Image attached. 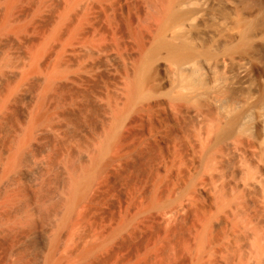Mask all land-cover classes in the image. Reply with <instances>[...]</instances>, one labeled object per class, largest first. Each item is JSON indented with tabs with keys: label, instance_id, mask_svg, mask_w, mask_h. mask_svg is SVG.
<instances>
[{
	"label": "bare ground",
	"instance_id": "obj_1",
	"mask_svg": "<svg viewBox=\"0 0 264 264\" xmlns=\"http://www.w3.org/2000/svg\"><path fill=\"white\" fill-rule=\"evenodd\" d=\"M5 1L0 2L3 5L8 4V8L2 7L6 10L4 11L6 13H3L4 17H0V32L2 35V31L9 26V15L14 13L11 10L13 9V3L9 2V0L7 3ZM62 2L65 3H62V8L60 6L61 10L58 12V18L54 20L56 18L54 16V21L50 24V28L48 27L49 30L48 32L46 31L47 34L40 43H32L29 55L23 54V61V57L21 59L20 55L21 61L18 59L17 63H15L13 59L11 60V58L4 55V51L2 52L3 54L0 53V113L9 107L10 102L13 101L11 100L13 96L15 99L16 96L18 97L19 94L16 93L21 89L20 87L24 90L22 85L26 84V82L28 83L27 80L30 79L31 74L34 73L33 76H35L36 71L41 73V76L37 77L39 84L37 87L38 92L37 90L36 92L37 94L39 93L37 95L39 99H35L38 100L40 109L34 107L38 111L33 110L34 114L29 111L31 113H27L29 117H22V122H20L21 133L16 137L17 139L13 136L16 140H13L10 146L6 145L10 138L5 137L2 133V137L8 140L3 139L7 143L0 142V181L3 183V185L0 184V236H3L7 230H9L8 233H11L12 228L9 226L16 225L20 227L23 224V230L24 228L26 230V225L29 231L34 226L36 228L38 224H35V221H38L35 220L38 216L36 213L39 210H37L38 206L37 208L32 206L34 201L30 197L31 193L28 192L30 188L26 189L23 186L34 174V168L30 171L29 168L24 167L29 160V153L26 155L25 150L29 147L33 134L36 133V127L47 121L48 113L55 110L52 108L53 106L51 107L52 110L49 107L51 111L49 109L45 110L44 107L47 103L44 105L42 100L47 102L45 97L55 90L60 78L63 79L62 77H64V81L67 76L72 80V83L74 82L73 85L76 83V86L81 85L79 88H82V97H79L80 95L78 94L79 96L76 95L77 98L75 97L74 100H76V103L79 98H84L82 99L83 102L81 101L82 114L85 113V118L91 115L95 119L94 130L96 138L93 137L91 141L94 143L97 141L98 146L95 145L96 147L94 151L92 150V154L86 148L91 156L89 158H87L88 156L83 157L84 162L80 160L84 164L79 167L80 170H76L73 178H71V188H69L64 209L61 210L59 206L61 214L59 213L58 217L60 220L57 219L58 217L56 218L57 221L53 218L57 222L56 224L51 219L56 225L55 238L49 242V234H47L49 235L48 237L44 236V233V235H40L41 237L43 236L40 242V250L43 253L41 264H78V259L81 261V259L88 258L98 248L97 245H93L90 242V246L81 247L83 250L78 253L75 251L74 255L66 256L64 254L60 256L56 251L57 248L62 247H58L57 239L62 236V231L66 232L63 228L68 227L67 225H70V223H74L72 222V215L75 214L73 212L76 210V206L87 200L88 192L94 186L98 176L103 174V171H108V167L111 169V165L119 162L118 165L126 164L127 167L125 165L124 167L128 168V171L125 170V173L127 172L130 175L131 189L137 190L139 194L137 196L140 197V201L135 206L131 204L134 207L131 206L130 216L127 217L128 219L125 222L120 223L116 228L114 227V230L113 227L109 230L113 231L109 232L107 240L117 237L127 226L134 224V220L146 217L147 219L149 217L152 219L153 217L158 224H156L158 230L156 229L155 243H160L159 245L170 241H174L173 243H184L182 247H184V252L187 254V260L183 261L187 264H264V0H260V4L256 7H253L255 0H68L67 2L63 0ZM44 4L46 3L44 2ZM38 6L40 7V5ZM50 6L52 7V5ZM247 9H250V11L247 12ZM20 13H22V10ZM15 17L13 18L12 16L11 19L14 20ZM25 17L27 18V16ZM18 19L21 20L23 18ZM23 21L20 23H23ZM66 23L68 24V32L66 33L67 35L65 34V40H68L67 44L73 39L79 40V48L77 50L75 49L76 46L72 45L75 47L73 50H76L75 52L79 56L76 54L78 56L77 58L76 56L74 57L76 59L64 65L65 60L60 57L58 59L62 60V64L58 60L56 63L59 62L60 64L57 63L52 69L45 68L43 70L42 66L45 64L43 65L42 63V55H45L48 51L46 49L50 47L47 44L51 38L59 33L60 27ZM20 25L15 26L14 24V29H21L23 26ZM61 28L66 29L65 26ZM9 33L12 36V31H9ZM4 36H6L5 33ZM13 36L12 38H14ZM38 37L40 38V36ZM61 37L63 38V35ZM58 39L60 40V38ZM28 42L30 43V41ZM60 42L62 43L63 41ZM78 44L76 45L78 46ZM6 47L11 48L10 46ZM68 47L72 48L71 44L66 46V49ZM18 48L16 47V49ZM21 48L19 49L21 50ZM66 49H63L65 53L67 52ZM61 50L58 49V52ZM7 51L5 54L9 53ZM18 53L20 54V52ZM59 53L61 54L62 52ZM65 53L61 55L67 56V61L70 54L65 55ZM9 54H11V51ZM72 54L74 53L72 52ZM14 55L12 57L15 58ZM10 67L12 69H9ZM75 75L78 78H75ZM70 80L68 81L70 82ZM63 81L61 80V82ZM61 82L59 81V83ZM64 84L63 82L62 87ZM25 87L27 88V86ZM57 91L59 89L54 92L62 93V90L61 92ZM65 91L66 89H64L63 94H65ZM79 92L77 91V93ZM69 94L68 97L71 96ZM31 95H33V92ZM31 95L29 97L32 99ZM73 98L70 97L69 99L73 100ZM66 101H68L67 98ZM58 102L60 101L58 100ZM13 104L12 108L15 105ZM55 107L58 108L57 106ZM52 113L56 112L53 111ZM66 116L68 115L66 114ZM14 118L16 119L17 116ZM77 125L79 124L77 123ZM90 129L88 128L89 131ZM75 140L78 141L79 138H75ZM88 141L90 140L88 139ZM37 144L40 145L38 141ZM32 145L30 146L31 148ZM38 145V152L35 154L36 156H41L46 151ZM42 148L44 147L42 146ZM74 148L76 150V147ZM82 152L83 154L85 153L84 151ZM52 156L53 161L54 155L52 154ZM66 158H68L67 155ZM25 159H27V163L22 165ZM61 163L63 164V162ZM123 165L121 166L122 168ZM60 168L63 170L61 166ZM49 171L47 170V173ZM14 173L18 176L17 181L22 185H13L14 180L17 179V176H15L16 178L13 176ZM40 173L37 175L40 176ZM114 173L116 172L113 171V175ZM53 174L55 175L56 173ZM126 178L121 179V181H125ZM44 180L43 182H45ZM53 180L52 182H54ZM129 180H127V184ZM127 186L129 187V185ZM45 188H48V186ZM122 189L123 186L120 190ZM98 190L100 189L98 188ZM127 190L129 189L127 188ZM134 192L132 193L134 194ZM43 193L44 190H41V194ZM38 194H36V197ZM33 197L35 196L33 195ZM100 198L103 199L102 197ZM19 199L23 200L24 204H22L23 201L20 203ZM17 202L18 204L15 206ZM59 202H62V200H59ZM35 204L33 205L35 206ZM92 205L87 206L91 208ZM126 210H130V208ZM125 213L127 212L125 211ZM125 215L124 217L128 216ZM86 219L88 220V218ZM147 219L145 221L149 224L150 222ZM55 225L53 224V226ZM144 225L146 226V224ZM101 231H103V228ZM64 234L66 235V233ZM93 234L95 235V233ZM89 235L92 234L89 232ZM100 235L102 236V234ZM2 236L1 239L3 240ZM99 236L98 238H100ZM76 238L79 239L78 237ZM59 239L61 238L59 237ZM79 240L81 241V239ZM7 244L5 245L10 247L9 244L11 243ZM5 245V249H8ZM17 245L15 244V246ZM2 248L0 250H4ZM11 248L13 249L12 251L10 250L11 253L9 254L17 256L16 254L22 255L24 250L33 248V246L27 248L25 246L26 249L23 247L17 250H15L14 246ZM71 250L73 249L71 248ZM28 251L30 253L31 249ZM26 253L29 254L28 252ZM23 255L20 257H24ZM29 255L31 256V253ZM6 256L8 255L6 254ZM30 256H28L29 260H31ZM184 256L182 257L184 258ZM17 257L16 259L19 258ZM16 259L15 261L18 262ZM25 259L27 262L29 261L28 258L24 257L25 263ZM22 261L20 260L21 264L24 263ZM1 262L0 253V264ZM36 262L38 261L33 263L36 264ZM157 262L155 264H158Z\"/></svg>",
	"mask_w": 264,
	"mask_h": 264
},
{
	"label": "rangeland",
	"instance_id": "obj_2",
	"mask_svg": "<svg viewBox=\"0 0 264 264\" xmlns=\"http://www.w3.org/2000/svg\"><path fill=\"white\" fill-rule=\"evenodd\" d=\"M4 0H0V2H3ZM12 2L13 4H12V7H13V9H15V10H13V9H11V8H9V9H11L12 11H11V13H13V14H10L9 15V18H8V24H9V26H8V28L6 29V30H3L2 31V33H3V35L1 34V32H0V34H1V36H0V42H1V44H0V53L1 54H3L4 53V55H6L8 58H11V60L13 59L14 61L13 62H15V63H17V60L18 59H20V57H21V59H22V57H23V59H22V61L24 60V55L26 54V55H29L28 53H29V51H30V48H31V46L33 45L32 43H35V44H37V43H40V41L45 37V35L47 34V32H48V30H49V28H50V24L54 21V20H56L57 18H58V12L61 10V8H62V3L64 4L65 2H62L63 0H17V4H16V0L14 1V0H9V2ZM22 1V2H21ZM34 1V2H33ZM42 1V2H41ZM59 1V2H58ZM64 1H68V0H64ZM6 3L8 2V0H6L5 1ZM15 2V3H14ZM19 2H20V5H19ZM33 2V3H32ZM41 4H40V3ZM44 2L46 3V4H44ZM54 4H53V3ZM58 2V3H57ZM256 2V3H255ZM255 2L253 3V7H256V6H258L259 4H260V0H255ZM35 3V4H34ZM50 3V4H49ZM43 4V5H42ZM2 5V6H1ZM7 5L8 4H2V3H0V7H1V10H2V12H1V10H0V17L2 18V17H4L3 15V13H6V12H4V11H6L5 9H6V7H7ZM35 5V6H34ZM36 5H37V7H36ZM38 5H40V7L38 6ZM42 5V6H41ZM49 5V6H48ZM50 5H52V7L50 6ZM4 6V8H2ZM35 7V8H33V7ZM57 7V9H56V7ZM59 6V7H58ZM60 6H61V8H60ZM15 7V8H14ZM19 7V8H18ZM44 7V8H43ZM49 7V8H48ZM8 8V7H7ZM30 8H31V10H30ZM38 8V9H37ZM47 8H48V10H47ZM29 9V10H28ZM35 9V10H34ZM37 9V10H36ZM46 9V10H45ZM21 10H22V13H20L21 12ZM54 10V11H53ZM20 11V12H19ZM25 11V12H24ZM31 11V12H30ZM39 11V12H38ZM57 11V12H56ZM247 12H249L250 11V9H247L246 10ZM9 12H10V10H9ZM18 12V13H17ZM36 12V13H35ZM53 12H54V14H53ZM36 14V15H34V14ZM15 14H16V17H18V18H23V19H21V20H19L18 18H16L15 17ZM32 14V15H31ZM39 14V15H38ZM60 14V13H59ZM31 15V16H30ZM41 15V16H40ZM13 16V18L15 17V19L13 20V19H11V17ZM22 16V17H21ZM24 16V17H23ZM25 16H27V18L25 17ZM30 16V17H29ZM54 16H56V18L54 17ZM39 17V18H38ZM52 17V18H51ZM1 18H0V20H1ZM24 18H25V20H24ZM33 18V19H32ZM53 18H55L54 20H53ZM17 19V21L16 22H22L23 20V23H16L15 22V20ZM35 19H36V21H35ZM11 20V21H10ZM33 20V21H32ZM49 20V21H48ZM14 21V22H13ZM28 21V22H27ZM29 21H32V22H29ZM13 24H12V23ZM27 23V25H25ZM35 23V24H34ZM47 23H48V25H47ZM14 24H15V26L16 25H20V26H23L21 29H19L20 30V33H19V30L18 29H14ZM13 25V29L15 30H13L12 28H11V26ZM25 26V27H24ZM66 27V29L64 28H61V27ZM61 27H60V29H59V33L55 36L56 38H57V41H56V38L55 37H53L54 38V40H53V38H51L50 39V41H49V43H50V45H49V43L47 44L48 46H50L48 49H46V50H48L47 51V53L46 52H44V53H46L45 55H42V63H43V65L44 66H48V67H44V66H42V68H43V70L46 68V69H52L53 67H54V65H56L57 63L58 64H60L59 62H57L56 63V61H58V60H60V62L62 61V60H65V63H63V62H61V64L63 63V65L64 64H68V63H71L74 59H76L79 55L77 54V52H75L78 48H79V40L77 39V40H75V39H73V40H71V42L69 41L68 42V44H67V41L68 40H65L66 39V33L68 32V24L66 23V24H64V25H62ZM30 27V28H29ZM49 27V28H48ZM11 28V30H9ZM24 29V30H23ZM32 29V30H31ZM35 29V30H34ZM12 31V36L14 37V38H12V36H11V33H9V31ZM22 30V31H21ZM30 30V31H29ZM44 30V31H43ZM13 31H14V33H13ZM18 31V32H17ZM24 31V32H23ZM33 31V32H32ZM47 31V32H46ZM27 32H28V34H27ZM38 32V33H37ZM4 33H5V35L6 36H4ZM36 33V34H35ZM40 33V34H39ZM64 33V34H63ZM10 34V35H9ZM17 34V35H16ZM26 34V35H25ZM66 34V35H65ZM8 35H9V37H8ZM23 35V36H22ZM25 35V36H24ZM63 35V38L61 37ZM18 36V37H17ZM38 36H40V38L38 37ZM4 37V38H3ZM7 39H6V38ZM10 38H12V39H10ZM28 38V39H27ZM58 38H60V40L58 39ZM17 39V40H16ZM22 39V40H21ZM12 40H15V41H12ZM24 40H25V42H24ZM35 40V41H34ZM65 40V41H64ZM4 41V42H3ZM7 43H6V42ZM28 41H30V43L28 42ZM60 41H63L62 43L60 42ZM72 41H74L73 43H75V44H73L72 43ZM76 41V42H75ZM11 42H12V44H11ZM16 42V43H15ZM28 42V43H27ZM21 45H20V44ZM66 43V44H65ZM8 44V45H7ZM25 44V45H24ZM31 44V45H30ZM60 44H62L61 46H63V47H61L60 46ZM70 44H71V47L72 48H70V47H68L67 49H66V46H70ZM76 44H78V46L76 45ZM14 45V46H13ZM28 45H30V46H28ZM72 45H74V46H76V48L75 47H73ZM3 46H5L4 47V49H3ZM6 46H10L11 48L9 49V47H6ZM18 46H19V48H21V50L18 48ZM24 46V47H23ZM26 46V47H25ZM47 46V47H48ZM13 47H15V48H13ZM16 47L18 48V49H16ZM29 47V49H27ZM46 47V48H47ZM52 47V48H51ZM61 47V48H60ZM65 47V48H64ZM13 48V50H11ZM25 48H26V50H25ZM69 48H70V50H69ZM76 49V50H73V49ZM58 49L59 50H61V51H59V52H62L61 54H63V53H65V49H66V53H65V55H68V54H70L71 55V53L73 52L74 54H72V55H74V56H72V58H71V56L70 55H68V58L69 59H67V61H66V58H67V56H63V55H61L59 52H58ZM64 49V50H63ZM72 49V50H71ZM7 50H9V51H7ZM15 50V51H14ZM28 50V51H27ZM45 50V51H46ZM4 51V52H3ZM6 51L7 52H9L10 53V51H11V54H9V53H7V54H5L6 53ZM14 51V52H13ZM54 51V52H53ZM69 51H71V52H69ZM3 52V53H2ZM18 52H20V54L18 53ZM22 52H24V53H22ZM58 52V53H57ZM15 54V55H14ZM24 54V55H23ZM52 54V55H51ZM76 54L78 55V56H76ZM9 55V56H8ZM12 55H14L15 56V58L14 57H12ZM16 55H18V56H16ZM19 55H20V57H19ZM23 55V56H22ZM47 55V56H46ZM52 56H54V57H52ZM76 56V58H74ZM48 57V58H47ZM61 57V59H58V58H60ZM45 60H44V59ZM52 58V59H51ZM21 59H20V61H21ZM47 59V60H46ZM50 60H51V62H50ZM47 64H46V63ZM55 62V63H54ZM11 63H12V61H11ZM14 63V64H15ZM19 63V62H18ZM13 64V63H12ZM49 64V65H48ZM50 66V67H49ZM52 66V67H51ZM9 69H12V67H10ZM35 72V71H34ZM38 75H37V74ZM34 74V73H33ZM33 74H31L32 76H30V79L29 80H27L28 81V83L26 82V84L24 85H22L23 86V89L24 90H22V87H20L21 89H19V91L16 93V94H19L18 95V97L16 96V99H15V97L13 96L12 97V99L11 100H13V101H11L10 102V105H9V107L7 108V109H5V110H3V111H5L6 112V116H5V112H1L0 113V115H1V117H0V126L2 127H0V131H1V133H0V138L3 136V134H4V136L6 137H9L10 138V140H8V139H5V137H2L1 139H0V142H2L3 141V139H5V140H8L7 142L4 140L3 142H5V143H7L6 145H11L10 143L11 142H13V140H16L17 138V136L21 133V124H20V122H22V117L23 118H27V117H29L28 115H27V113H29V114H31L29 111H32V113L34 114V111L33 110H36V111H38V109H40L39 108V105H38V100H35V99H37L38 97H37V95H39V93L37 94V92H38V78L37 77H39V76H41L40 74V72H38V71H36L35 72V76H33ZM63 76H65V75H63ZM63 79H64V77H62ZM66 78L68 79V80H70V78L69 77H67L66 76ZM65 78V79H66ZM75 78H78V76H76L75 75ZM63 79H59V81L61 82V80L63 81ZM64 80L63 82L65 83L64 85H65V88H64V85H63V87H62V84H63V82H61V83H59V81H58V84L56 85V88H55V90H58L59 89V91L61 92V90H62V93L61 94H58V93H56V92H54L55 90H53V92L52 93H54V94H48L47 96H49L48 98H47V96L45 97V99H47L46 101L47 102H45V101H43L42 100V102H44V105H45V107H44V109L45 110H47V109H49V107H50V109L52 110V108L53 109H55V110H50L51 112H49L48 114V119H47V121H44L43 123H41L40 124V126L38 125L37 127H36V130H35V134H33V137H32V141H31V143H30V145H28L29 147L31 146V144H33L32 145V148L30 147H28V148H26V150H25V154L27 155L28 153V156H29V160H28V163H27V159H25L24 160V162L22 163V165L24 164V163H27V164H25V168H29L30 169V171L31 170H33V168H34V170H33V172H34V174H33V177L31 178L30 177V180L28 181L27 180V182L28 183H30V184H28L26 181V185L25 184H23V186L26 188V189H29L30 188V190H28V192H30L31 193V195H30V197H31V199L33 198V201L34 202H32L33 204H35V206L32 204V206L34 207V208H37V206H38V208H37V210L35 209V211H37L36 213H37V215H35V216H37V218L35 219V220H38L37 222L35 221V224L36 223H38L37 225H36V228H35V226H34V228L33 229H29V231L27 230L28 228H27V226L25 225V227H26V230H25V228H24V230H23V227L22 226H24L23 224L22 225H20V224H18V225H20V227H19V229H21V230H19V229H17L18 227L16 226V225H13V226H9V227H11L12 228V230H11V233H8V231L9 230H7V232L6 233H4V235H5V238H4V235L2 236V238H3V240L1 239V236H0V248H2V245H3V248L2 249H4V250H0V253H1V260H2V262H1V264L3 263V264H21L20 263V260L22 261L23 259H24V257L25 258H28V260H29V257L28 256H30L29 254L31 253V256H30V259L31 260H29L28 262H27V260H26V263L24 262V260L22 261V263L23 264H30V263H32V264H34L35 263V261H38V262H36V264H41L42 263V257H43V253L41 252V250H40V242L42 241V239H43V236L41 237L40 235H44V236H46V237H48L49 235V237H48V241L50 242L51 240H53L54 238H55V230H56V225H55V223L57 224V219H59L60 220V218L58 217V215H60L61 213V210L62 209H64V206H65V201L67 200V197H68V192H69V188H71V183H72V179L71 178H73V174L76 172V170L78 171V170H80V166L82 167V165L84 164L83 162H84V158L83 157H86V156H88L87 158H89L90 156H91V154H92V152L95 150V147L96 146H98V143H97V141H95V143L93 142V141H91V140H93L92 138L94 137V138H96V133H95V130H94V124H95V119L93 118V116H87V118H85V116L86 115H84V114H82V111H81V107H82V99H84V98H79V97H82L81 96V87L79 88V86H81V85H78V86H76V84H74L73 85V83H72V80H70V82L68 81V80ZM68 83H67V82ZM31 82V83H30ZM36 82V83H35ZM30 83V84H29ZM70 83V84H69ZM66 84H67V86H66ZM35 85V86H34ZM60 85V86H59ZM69 85V86H68ZM71 85H73V86H71ZM25 86H27V88L25 87ZM29 86V87H28ZM71 86V87H70ZM76 86V87H75ZM72 87H74V88H72ZM63 88V89H62ZM77 88V89H76ZM35 89V90H34ZM64 89H66V91H67V93H66V91H65V94H63L64 93ZM26 90V91H25ZM33 90V91H32ZM36 90H37V92H36ZM24 91H25V93H24ZM28 91V92H27ZM31 91V92H30ZM59 91H57V92H59ZM72 91V92H71ZM77 91H80L79 93H77ZM27 92V93H26ZM32 92H33V95H31L32 94ZM71 94V96H70V94ZM36 95H35V94ZM56 93V94H55ZM74 93V94H73ZM25 94V95H24ZM31 95V97H32V99L29 97L30 95ZM68 94H69V96L71 97V98H73V100L75 99V97L77 98V96H79L78 98H79V100H77V102L75 103V101L76 100H74V102H73V100L72 99H69L70 97H68ZM79 94V95H78ZM91 94V93H90ZM36 97H35V96ZM58 95H60V96H58ZM62 95V96H61ZM63 95H64V97H65V99H64V97H63ZM65 95H67V96H65ZM75 95V96H74ZM77 95V96H76ZM55 97V98H54ZM32 100V102H31V100ZM61 98V99H60ZM66 98H67V100L68 101H66ZM39 99V98H38ZM50 99H51V103H50ZM63 99V100H62ZM81 99V100H80ZM18 100V101H17ZM30 102H29V101ZM58 100L60 101V102H58ZM53 101V102H52ZM62 101H64V102H62ZM66 101V102H65ZM82 101V102H81ZM85 101V100H84ZM37 102V103H36ZM49 102V103H48ZM55 102V103H54ZM70 102H71V104H70ZM15 105H14V104ZM27 103V104H26ZM35 103V104H34ZM54 103V104H53ZM67 103V104H66ZM69 103V104H68ZM12 104L14 105L13 107L14 108H12ZM36 104H37V106H36ZM60 104V105H59ZM62 104V105H61ZM78 106H77V105ZM84 104V103H83ZM25 105V106H24ZM33 105V107H31ZM65 105V106H64ZM70 105H72V106H70ZM73 105H75V106H73ZM28 106H30V107H28ZM48 108H47V107ZM53 106V107H52ZM55 106H57L58 108H56ZM64 106V107H63ZM34 107H37L38 109H36V108H34ZM52 107V108H51ZM55 107V108H54ZM61 107V108H60ZM65 107H67V108H65ZM70 107V108H69ZM75 107V108H74ZM27 108V109H26ZM32 110H31V109ZM65 108V109H64ZM13 109V110H12ZM12 111V112H9V111ZM61 110V111H60ZM62 110H64V111H62ZM69 110V111H68ZM73 110H74V112H73ZM80 110V111H79ZM56 112V113H52V112ZM68 111V112H67ZM21 112V113H20ZM61 112V113H60ZM81 112V113H80ZM9 113V114H8ZM19 115H18V114ZM25 113V114H24ZM73 113V114H72ZM76 113V114H75ZM22 114V115H21ZM54 114H56V115H54ZM61 114V115H60ZM65 114V115H64ZM66 114L68 115V116H66ZM17 116V118L15 119L14 117H16ZM26 115V116H25ZM62 115H64V116H62ZM73 115H74V117H73ZM89 115V114H88ZM3 116H5V117H7V119H5V117L3 118ZM11 116V117H10ZM56 116H57V118H56ZM72 118H71V117ZM81 117V118H79V117ZM84 116V117H83ZM58 117H60V118H58ZM65 117V118H64ZM66 117H69V118H66ZM9 118V119H8ZM20 118V119H19ZM76 118H78V119H76ZM91 118V119H90ZM3 119V120H2ZM13 119V121H11ZM50 119V120H49ZM73 119H75V120H73ZM81 119V120H80ZM84 119V120H83ZM86 119V120H85ZM51 120H52V122H51ZM66 120H68V121H66ZM80 120V121H79ZM94 122H93V121ZM18 121V123H16ZM90 121H91V123H90ZM9 122V123H8ZM13 123V124H12ZM46 123V124H45ZM72 123H75L76 125H77V123L79 124V125H75V124H72ZM92 123H93V125H92ZM4 124V125H3ZM48 124V125H47ZM86 124H87V126H86ZM91 124V125H90ZM70 125V126H69ZM44 126H45V128H44ZM82 126V127H81ZM86 126V127H85ZM92 126V127H91ZM38 127H40L39 129H38ZM81 127V128H80ZM17 128V129H16ZM78 128V129H77ZM80 128V129H79ZM88 128H91L90 129V131L88 130ZM13 129V130H12ZM42 129V130H41ZM45 129V130H44ZM78 130V131H77ZM94 130V131H93ZM43 131H45V132H43ZM48 131V132H47ZM40 132V133H39ZM75 132H77L76 134H75ZM3 133V134H2ZM43 133V134H42ZM52 133V134H51ZM38 134H40V136H38ZM47 134H49V135H47ZM81 134H83L82 136H81ZM85 134V135H84ZM34 135H35V137H34ZM43 135V136H42ZM74 135V136H73ZM92 135V136H91ZM11 136V137H10ZM13 136H14V138H16V139H14L13 138ZM44 136H46V137H44ZM39 137V138H38ZM51 137V138H50ZM56 139H55V138ZM46 138V139H45ZM58 138V139H57ZM75 138L76 139H78L79 138V140L77 141V140H75ZM35 139V140H34ZM36 139H38L37 141L39 142V144L40 145H38L37 144V141H36ZM50 139V140H49ZM53 139V140H52ZM60 139V140H59ZM88 139L90 140V141H88ZM40 140H41V143H40ZM43 140L46 142V144L44 145V143H43ZM56 140V141H55ZM74 140V141H73ZM81 140V141H80ZM50 143H49V142ZM80 141V142H79ZM36 142V143H35ZM52 142V143H51ZM84 143V145H83V143ZM4 143V144H5ZM43 143V144H42ZM55 143V144H54ZM56 143H58V144H56ZM63 143V144H62ZM68 145H67V144ZM73 143V144H72ZM97 143V144H96ZM13 144V143H12ZM66 144V145H65ZM70 144V145H69ZM90 144V145H89ZM35 145V146H34ZM37 145L41 148V149H45V153H43L41 156H39V155H37L36 156V154L35 153H37L38 151H37V149H38V147H37ZM67 146V147H65V146ZM91 145H93V146H91ZM96 145V146H95ZM42 146L44 147V148H42ZM47 146V148H45ZM54 146V147H53ZM60 146V147H59ZM88 146H89V148H88ZM37 147V148H36ZM50 147V148H49ZM70 147H72L71 149H69ZM74 147H76V150H75V148ZM39 148V149H40ZM52 148V149H51ZM86 148H87V150L90 152L91 151V154L86 150ZM28 149V150H27ZM33 149V150H32ZM35 149V150H34ZM48 149V150H47ZM50 149V150H49ZM64 149H65V151H64ZM54 150V151H53ZM56 150V151H55ZM93 150V151H92ZM26 151H28L27 153H26ZM30 151H32V152H30ZM60 153H59V152ZM66 151H67V153H66ZM82 151H84L85 153H87L88 152V154L87 155H85V153L83 154V152ZM78 152H82V153H78ZM56 153V154H55ZM50 154V155H49ZM52 154L54 155V159H53V161H52V158H53V156H52ZM26 155H25V157H26ZM32 155V156H31ZM66 155L68 156V158H66ZM77 155V156H76ZM83 155V156H82ZM85 155V156H84ZM27 156V157H28ZM52 156V157H51ZM60 156H61V158H60ZM71 156V157H70ZM37 157V158H36ZM76 159H75V158ZM79 157V158H78ZM31 158H32V160H31ZM34 158V159H33ZM65 158V160H63ZM72 158H74V159H72ZM41 159V160H40ZM46 159V160H45ZM51 159V160H50ZM57 159H59L58 161H57ZM72 161H71V160ZM43 160V161H42ZM48 160V161H47ZM68 160V161H67ZM75 162H74V161ZM77 160V161H76ZM83 161L82 163H81V161ZM63 162V164L61 163V162ZM42 162V163H41ZM44 162V163H43ZM57 162V163H56ZM71 162V163H70ZM74 162V163H73ZM38 163V164H37ZM67 163V164H66ZM120 163V162H119ZM119 163H117V164H114V165H111V169H109V167H108V171L106 170V171H103L102 173L103 174H100L99 176H98V179L95 181V184H94V186H92V188H91V190L88 192L89 194L87 195V197H86V199L87 200H84V201H82V203L81 204H78V206H76V210H74V212L73 213H75V214H73L72 215V217H73V220H72V222H74V223H77V222H79V223H77V224H74V223H70V225L68 224L67 226L68 227H64L63 228V230H66V232L64 231H62V236H59L61 239H59V237H58V239H57V245H58V247H61V248H57V254L58 255H60V256H62V255H74V252L76 251L77 253L79 252V251H81V250H83V249H81V247L82 248H86L89 244H90V242L93 244V245H97L98 246V248H96V250L93 252V254H91L88 258H86V259H81V261L78 259V264H129V262H130V264H131V262L132 261H134V262H132V264H155L157 261V263L158 264H171L172 263V261H174V263H172V264H185L186 262H184L185 261V259L187 260V254H186V252H184L185 251V249H184V247H182L183 246V244L184 243H173L174 241H170V242H167V243H161V245H159L160 243H155V241H154V239L156 238V231L158 230V224H157V220L155 219V221H154V219H153V217H152V219H150V217L147 219V217L146 218H140L139 220H134L133 222H134V224L132 223L131 224V226L129 227V226H127L126 227V229L125 230H123L120 234H118L117 235V237H114V239H112V240H107L108 239V236H109V234L118 226V225H120V223H123V222H125L128 218L127 217H129L130 216V213H131V209H132V207L131 206H135L136 204H138L139 203V201H140V197H138L139 196V194H138V192H137V190H134L133 188L131 189V187L132 186H130V180H129V178H130V175H129V173H125V170H127L128 171V168L126 169L125 167H127L126 166V164L124 163V165H125V167H124V165L123 164H120V165H118ZM122 163V162H121ZM41 164H42V166H41ZM51 164V165H50ZM56 165V166H54V165ZM57 164H58V166H57ZM69 164V165H68ZM28 165H32V166H28ZM36 165V166H35ZM40 165V166H39ZM62 167V169L63 170H61V168H60V166ZM65 166V167H63V166ZM73 165H75V166H73ZM76 165H77V167H76ZM116 165V166H115ZM123 165V168L121 167ZM113 166H115V168H113ZM24 167H22L23 169H24ZM117 167H119V168H117ZM20 168H21V166H20ZM68 168V169H67ZM29 169H26V170H29ZM59 169V170H58ZM66 169V170H65ZM114 169V170H113ZM118 169H119V171H118ZM123 169V170H122ZM47 170L49 171V170H51V171H49L48 173H47ZM114 172H116V173H114V175H113V171ZM115 170H117V171H115ZM56 171V172H55ZM63 171H65V172H63ZM67 171V172H66ZM40 173L41 175L39 176V175H37L38 173ZM123 174H122V173ZM53 173H56L55 175L53 174ZM71 173V174H70ZM46 174V175H45ZM123 175V176H121V175ZM125 174H126V176H125ZM128 174V175H127ZM57 175V176H56ZM59 175V176H58ZM64 175V176H63ZM110 175V176H109ZM14 177L15 176H17L15 173H14V175H13ZM37 176V177H36ZM52 176V177H51ZM68 176V177H67ZM109 176V177H108ZM120 176H121V178H120ZM127 176H129V177H127ZM47 177V178H46ZM49 177H51V178H49ZM67 177V178H66ZM102 179H101V178ZM112 177V178H111ZM115 177V178H114ZM126 178L125 179V181L123 180V182L121 181V179H124V178ZM16 178V177H15ZM36 178V179H35ZM49 178V179H48ZM110 178V179H109ZM117 178V179H116ZM32 179V180H31ZM37 179H40V180H37ZM45 179V180H44ZM48 179V180H47ZM54 179V180H53ZM65 179V180H64ZM105 179V180H104ZM107 179H108V182H107ZM118 179H119V181H118ZM16 180V181H15ZM14 180V186L16 185V186H19V185H22L21 183H19V181H17L18 180V176H17V179H15ZM35 180H37V181H35ZM43 180L45 181V182H43ZM52 180L54 181V182H52ZM61 180V181H60ZM70 180V181H69ZM110 180V181H109ZM112 180V181H111ZM127 180H129V183L127 184L126 182H128ZM31 181V182H30ZM41 181V182H40ZM49 183H48V182ZM115 181V182H114ZM117 181H118V183H117ZM18 182V183H17ZM24 182V183H25ZM101 184H100V183ZM107 182V183H106ZM41 183V184H40ZM44 183V184H43ZM59 183V184H58ZM70 183V184H69ZM98 185H97V184ZM114 183V184H113ZM0 184L1 185H3V183H1V181H0ZM34 184H36L35 186H34ZM38 184V185H37ZM43 184V185H42ZM45 184H48V185H45ZM51 184V185H50ZM103 184V185H102ZM106 184H108V185H106ZM119 184V185H118ZM31 185H32V187H31ZM58 185V186H57ZM61 185V186H60ZM111 185V186H110ZM115 185H117V186H115ZM127 185H129V187L127 186ZM48 186V188H45V187H47ZM56 186V187H55ZM98 186V187H97ZM100 186V187H99ZM103 186V187H102ZM122 186H123V189L122 190H120L121 188H122ZM34 187V188H33ZM59 187H60V189H59ZM66 187V188H65ZM104 187H106V188H104ZM129 189V190H127V188ZM36 188V189H35ZM39 188V189H38ZM63 188V189H62ZM65 188V189H64ZM95 190H94V189ZM98 188L100 189V190H98ZM103 188V189H102ZM115 188V189H114ZM125 188V189H124ZM38 189V190H37ZM49 189V190H48ZM31 190H33V191H31ZM41 190H44V193L43 194H41ZM46 190H47V192H46ZM51 190V191H50ZM64 192H63V191ZM99 191V193H98V191ZM132 190V191H131ZM134 191H136L137 192V194L134 196V194L136 193V192H134ZM43 192V191H42ZM53 192V193H52ZM55 192V193H54ZM132 192H134V194L132 193ZM29 193V194H30ZM34 193V194H33ZM39 193V194H38ZM46 193H47V195L49 194V196H47L46 195ZM98 193V194H97ZM125 193V194H124ZM129 193V194H128ZM36 194H38L37 195V197H36ZM52 194V195H51ZM63 194V195H62ZM132 194V195H131ZM33 195L35 196V197H33ZM40 195V196H39ZM42 195H43V197H42ZM67 195V196H66ZM90 195H91V197H90ZM93 195V196H92ZM99 195H101L100 197H102L103 199H101L100 197H99ZM126 195V196H125ZM138 195V196H137ZM132 196V197H131ZM53 197H54V199H53ZM64 199H63V198ZM97 197H98V199H97ZM51 198V199H50ZM129 198V199H128ZM131 198V199H130ZM133 198V199H132ZM35 199V200H34ZM39 200V202H38V200ZM53 199V200H52ZM101 199V200H100ZM20 201V203H22V201H21V199H19ZM36 200H37V202H36ZM42 200V201H41ZM50 200V201H49ZM55 200V201H54ZM59 200L61 201L62 200V202H59ZM90 200V201H89ZM99 201V203H98V201ZM130 200V201H129ZM135 200V201H134ZM95 201V202H94ZM41 202V203H40ZM45 202V203H44ZM50 202V203H49ZM54 202V203H53ZM88 202H89V204H88ZM93 202V203H92ZM19 203V204H20ZM47 203V204H46ZM52 203V204H51ZM55 203H56V205H55ZM122 203H123V205H122ZM124 203H125V205H124ZM16 204H18V202L17 203H15V206H16ZM22 204H24V201H23V203ZM64 204V205H63ZM96 205V206H93V205ZM100 204V205H99ZM131 204H133V205H131ZM21 205V204H20ZM40 205V206H39ZM53 207H52V206ZM81 205V206H80ZM87 205H92V207L90 208V206H87ZM99 205V206H98ZM18 206V205H17ZM54 206H55V208H54ZM59 206H60V209H59ZM126 206V207H125ZM133 206V207H134ZM46 209H45V208ZM49 207V208H48ZM51 207V208H50ZM63 207V208H62ZM125 207V208H124ZM43 210H41V209ZM54 208V209H53ZM90 208V209H89ZM130 208V210H126V209H129ZM9 209H10V207H9ZM50 209V210H49ZM55 209H56V211H55ZM59 209V210H58ZM83 209V210H82ZM85 209H87L86 211H85ZM100 209V210H99ZM123 209V210H122ZM125 209V210H124ZM46 210V211H45ZM52 210V211H51ZM57 210H58V212H57ZM80 210V211H79ZM93 210V211H92ZM49 211V212H48ZM84 213H83V212ZM121 211H124V212H121ZM125 211L127 212V213H125ZM41 212V213H40ZM50 212H51V214H50ZM55 212V213H54ZM80 212V214L78 215V213ZM93 212V213H92ZM40 213V214H39ZM44 213V214H43ZM60 213V214H59ZM83 213V214H82ZM86 213V214H85ZM96 213V214H95ZM119 213H120V215H122V216H120L119 215ZM48 214V215H47ZM92 214V215H91ZM95 216H94V215ZM128 215V216H126V215ZM46 215V216H45ZM81 215V216H80ZM111 215H113V216H111ZM124 215L126 216V217H124ZM49 216H51V217H49ZM53 216V217H52ZM92 216V217H91ZM94 216V217H93ZM116 216H118V217H116ZM45 217H47V218H45ZM58 217V218H57ZM85 217V218H84ZM111 217V218H110ZM113 217V218H112ZM41 218V219H40ZM44 218V219H43ZM56 220H54V219ZM57 218V219H56ZM79 218V219H78ZM86 218H88V220L86 219ZM120 218V219H119ZM46 219H50V220H46ZM51 219H53V222H55V223H53L52 222V220ZM75 219H77V220H75ZM83 219H86V220H83ZM116 219V220H115ZM145 219H147L149 222V224H147V221H145ZM40 220V221H39ZM43 220V221H42ZM59 220H58V222H59ZM83 220V222H81ZM107 220V221H106ZM142 220V221H141ZM106 221V222H105ZM117 221V222H116ZM43 223L44 224V226H42L41 225V223ZM51 222V223H50ZM86 222V223H85ZM136 222H138L137 224H136ZM51 225H50V224ZM81 223V224H80ZM106 223V224H105ZM155 223V224H154ZM53 224L55 225V226H53ZM72 224H74V225H72ZM103 224V225H102ZM112 224V225H111ZM144 224H146V226L144 225ZM154 226H153V225ZM157 224V225H156ZM50 225V226H49ZM72 225V226H71ZM79 225H81V226H79ZM102 225V226H101ZM111 225V226H110ZM139 225V226H138ZM141 225V226H140ZM144 225V226H143ZM147 225H149V226H147ZM157 227H156V226ZM41 226V227H40ZM49 226V227H48ZM143 226V227H142ZM16 228V229H14V228ZM37 227H39V229H37ZM43 227V228H42ZM47 229H46V228ZM51 227V228H50ZM52 227H53V229H52ZM106 227V228H105ZM108 227V228H107ZM112 227H113V230L112 231H109V230H111L112 229ZM115 227V228H114ZM40 228H42V229H40ZM49 228V229H48ZM55 228V229H54ZM69 228V229H68ZM75 228H77V229H75ZM102 228H103V231H101L102 230ZM155 230H154V229ZM35 229V230H34ZM46 231L47 230V232H45L44 230ZM128 229V230H127ZM157 229V230H156ZM37 230V231H36ZM43 230V231H42ZM73 230V231H72ZM77 232H76V231ZM82 230V231H81ZM28 231V233H26ZM49 231V232H48ZM69 231V232H68ZM100 231H101V233H100ZM75 232V233H74ZM80 232V233H79ZM89 232L92 234V235H89ZM110 232V233H109ZM150 232V233H149ZM24 233V234H23ZM31 233V234H30ZM44 233V234H43ZM64 233H66V235L64 234ZM93 233H95V235L93 234ZM106 233V234H105ZM153 233V234H152ZM20 234V235H19ZM47 234H49V235H47ZM65 236H64V235ZM72 234V235H71ZM77 234V235H76ZM100 234H102V236L100 235ZM108 234V235H107ZM124 234V235H123ZM155 234V235H154ZM23 235V236H22ZM28 235H30L29 237H28ZM31 235H33V236H31ZM38 235V236H37ZM69 235H71V236H69ZM100 235V236H99ZM22 236V237H21ZM52 236V237H51ZM80 236V237H79ZM98 236L100 237V238H98ZM8 237H9V240H8ZM20 237H21V239H23L22 241H21V239H20ZM63 237V238H62ZM76 237H78L79 239H81V241L79 240V239H77ZM102 237V238H101ZM6 238H7V240H6ZM29 238V239H28ZM50 238V239H49ZM84 238V239H83ZM88 238V239H87ZM91 238V239H90ZM106 238V239H105ZM13 239H15V240H13ZM65 239V240H64ZM85 239H87V240H85ZM2 240V241H1ZM12 240H13V243H12ZM58 240H60V241H58ZM74 240H75V242H74ZM89 240V241H88ZM92 240V241H91ZM151 240V241H150ZM154 242H153V241ZM11 243V244H14V242H16L15 244L17 245V243H19L17 246H15V244L14 245H11V244H9V242ZM73 241V242H72ZM77 241V242H76ZM86 241V242H85ZM63 242V243H62ZM80 242V243H79ZM85 242V243H84ZM94 242V243H93ZM112 242V243H111ZM114 242V243H113ZM151 242V243H150ZM6 243H8L9 245H10V247L9 246H6L5 244ZM88 243V244H87ZM109 243V244H108ZM7 244V245H8ZM73 244V245H72ZM80 246H78V245ZM84 244V245H83ZM174 244V245H173ZM4 245L6 246V248H8V249H5V247H4ZM91 245V244H90ZM89 245V246H90ZM156 245V246H155ZM12 246H14L15 247V250H17L18 248H25V246H26V248L27 247H31V246H33V248H28L27 250H24V252H23V256L24 257H20V256H22V255H20V254H16L17 256L18 255H20V256H18L19 258H20V260H19V258L17 257V256H12V254L10 255L9 253H11L10 252V250L12 251V249L13 248H11ZM96 246V247H97ZM101 248H100V247ZM153 246V247H152ZM158 246H160V247H158ZM172 246V247H171ZM177 246V247H176ZM179 246H180V248H179ZM104 247V248H103ZM157 249H156V248ZM25 248V249H26ZM37 248H38V250H37ZM71 248L74 250H71ZM76 248V249H75ZM172 248V249H171ZM178 248V249H177ZM181 248H183V249H181ZM29 249H31V251H30V253H29ZM34 249V250H33ZM58 249H59V251H58ZM151 249H152V251H151ZM171 250V251H170ZM178 250V251H177ZM1 251H3V252H1ZM7 251V252H6ZM9 251V252H8ZM150 251V252H149ZM181 252V254H180V252ZM183 251V252H182ZM6 252V253H5ZM26 252H28L29 254H27ZM75 252V253H76ZM158 252V253H157ZM160 252V253H159ZM174 252V253H173ZM177 252V253H176ZM25 253H26V255H25ZM95 253V254H94ZM150 253H151V256H150ZM173 253V254H172ZM185 255H183V254ZM5 254V255H4ZM6 254L8 255V256H6ZM14 254V253H13ZM39 254V255H38ZM98 254V255H97ZM158 254V255H157ZM28 255V256H27ZM42 255V256H41ZM93 255V256H92ZM139 255H143V256H139ZM157 255V256H156ZM168 255V256H167ZM169 255H170V257H169ZM27 256V257H26ZM33 256H34V259H33ZM39 256V257H38ZM152 258H150V257ZM182 256H184V258L182 257ZM16 257L18 258V259H16ZM143 257V258H142ZM177 257V258H176ZM186 257V258H185ZM138 258V259H137ZM139 258H141V259H139ZM150 258V259H149ZM159 258V260H157ZM165 258V259H164ZM183 258V259H182ZM15 259L16 260H18V262H16L15 261ZM32 259H33V261H32ZM38 259V260H37ZM154 259V260H153ZM172 259V260H171ZM181 259V260H180ZM9 260V261H8ZM10 260H12V261H10ZM39 260H40V262H39ZM140 260V261H139ZM148 260V261H147ZM150 260V261H149ZM167 260V261H166ZM184 260V261H183ZM145 261V262H144ZM153 261H155V262H153ZM160 261V262H159ZM171 261V262H170ZM176 261V262H175ZM4 262H8V263H4ZM34 262V263H33ZM85 262V263H84ZM127 262V263H126ZM139 262H141V263H139ZM147 262H150V263H147ZM187 264V263H186Z\"/></svg>",
	"mask_w": 264,
	"mask_h": 264
}]
</instances>
